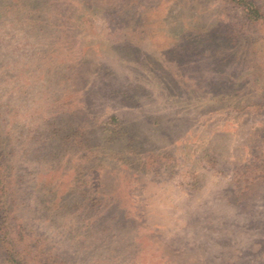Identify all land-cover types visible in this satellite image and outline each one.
<instances>
[{
  "label": "rangeland",
  "instance_id": "rangeland-1",
  "mask_svg": "<svg viewBox=\"0 0 264 264\" xmlns=\"http://www.w3.org/2000/svg\"><path fill=\"white\" fill-rule=\"evenodd\" d=\"M10 255L264 264V23L228 0H0Z\"/></svg>",
  "mask_w": 264,
  "mask_h": 264
},
{
  "label": "trees",
  "instance_id": "trees-1",
  "mask_svg": "<svg viewBox=\"0 0 264 264\" xmlns=\"http://www.w3.org/2000/svg\"><path fill=\"white\" fill-rule=\"evenodd\" d=\"M231 4L241 9L247 21L252 23L263 22L264 23V13L256 5L254 0H228ZM7 264H27L21 258L10 255L7 258Z\"/></svg>",
  "mask_w": 264,
  "mask_h": 264
}]
</instances>
